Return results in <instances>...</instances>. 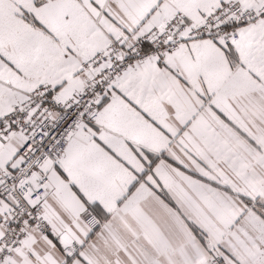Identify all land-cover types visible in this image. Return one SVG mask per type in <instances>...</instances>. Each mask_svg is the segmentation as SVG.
<instances>
[{"label":"snow or ice","instance_id":"1","mask_svg":"<svg viewBox=\"0 0 264 264\" xmlns=\"http://www.w3.org/2000/svg\"><path fill=\"white\" fill-rule=\"evenodd\" d=\"M0 264H264V0H0Z\"/></svg>","mask_w":264,"mask_h":264}]
</instances>
